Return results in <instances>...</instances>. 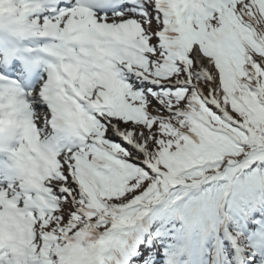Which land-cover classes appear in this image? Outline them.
Wrapping results in <instances>:
<instances>
[{
  "label": "snow or ice",
  "instance_id": "6c2138e0",
  "mask_svg": "<svg viewBox=\"0 0 264 264\" xmlns=\"http://www.w3.org/2000/svg\"><path fill=\"white\" fill-rule=\"evenodd\" d=\"M0 264H264V0H0Z\"/></svg>",
  "mask_w": 264,
  "mask_h": 264
}]
</instances>
